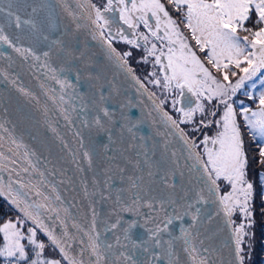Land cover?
<instances>
[{
  "label": "snow or ice",
  "instance_id": "6c2138e0",
  "mask_svg": "<svg viewBox=\"0 0 264 264\" xmlns=\"http://www.w3.org/2000/svg\"><path fill=\"white\" fill-rule=\"evenodd\" d=\"M76 6L0 0V60L42 72L39 87L73 131L77 149L51 124L50 130L76 171H85L83 160L93 173L90 183L78 178L81 198L66 202L59 188L72 185L66 170L42 161L0 121V198L16 213L0 222V264H225L224 249L227 264H247L258 226L264 248V0H104L102 6L76 0ZM86 27L107 59L152 101L166 130L155 132L166 136L159 158L155 144L151 154L144 144L152 133L141 131L143 117L133 119L125 111L130 102L116 99L115 86L105 91L89 70L76 38ZM114 42L142 50L137 63L152 67L144 80L164 99L135 75L132 51H118ZM0 77L36 98L17 83L18 75L0 68ZM189 132L202 135L199 143ZM125 133L127 147L113 148ZM173 138L186 153L187 182L176 151L168 163ZM97 149L107 162L103 180L93 170ZM134 149V158L124 155ZM118 151L124 166L115 163ZM57 174L63 178L56 180Z\"/></svg>",
  "mask_w": 264,
  "mask_h": 264
},
{
  "label": "water",
  "instance_id": "95a60500",
  "mask_svg": "<svg viewBox=\"0 0 264 264\" xmlns=\"http://www.w3.org/2000/svg\"><path fill=\"white\" fill-rule=\"evenodd\" d=\"M54 2L55 0H53V3ZM66 2L70 8L77 10L76 0H66ZM56 11L63 17V23L69 25V29L74 27V25L71 24V19L62 12L59 6ZM90 31V28L86 27L76 33L78 47L84 50L85 59L89 61V70L92 71L94 75L100 76V83L105 84V91L109 87L115 86L119 93L116 99L125 103V105H129L130 102L131 106L126 107L125 111H127L133 119L141 116L143 117L144 123L139 126L141 131L145 135L152 133V139L144 141V144L149 149V154H151L153 144H155L156 158H159L162 151L161 145L166 136H157L155 132H166V130L164 126L159 123L158 115L153 111L152 101L142 89L138 91V85H136L126 73L119 70L107 59L105 51L100 43L92 40ZM0 68L7 70L11 75H18L17 83L28 88L36 97L35 99H31L23 96L16 90V87L8 84L0 77V121H7L5 126L9 130L14 128L15 135L17 137H22L23 143L28 145L31 150L36 151L42 161L47 159L51 162L50 166L66 170V176L71 177L72 185H59L61 194L65 197L66 202L73 197L80 199L78 178L83 176L88 179L90 183L93 173L87 170V164L83 160H81L80 163L85 171L83 173L77 172L76 166L71 162L72 156L69 154L68 150L63 147L61 140L56 138V134L50 130L49 124L57 129L59 135L63 137V141L66 142L73 151L77 149L73 131L66 125L59 111L39 87L40 81L44 80L42 72L34 74L27 66L23 68L20 67L19 61H17V64L12 68H9L7 61L0 60ZM37 76H39V79H37ZM108 82H110V84ZM48 83L49 86L55 87L51 82ZM83 90L84 89L81 88V91ZM45 107L48 108L46 115L44 112ZM150 112L151 116H149ZM153 119L156 120L154 126L152 125ZM88 135L89 133L87 129H85L83 132L85 143L88 141ZM127 142L128 134L125 133L123 142L117 139V143L112 147L117 150L125 149L127 147ZM137 150L139 149L129 150L125 152L124 155L134 158ZM172 151H176L177 153L176 160L184 170V180L187 182L190 176L183 167L186 163L184 159L186 153H183L182 144L178 139L173 138L168 146L167 159L170 165ZM113 154L111 150L108 152V155ZM116 155L117 160L115 163L124 166L125 162L123 158L119 156V151ZM105 163L107 162L103 160V153L97 149L93 161V170L101 180H103V175L100 170ZM41 166L43 167V164ZM62 178L63 177L59 174L55 176L56 180H61ZM191 178L193 182H195L194 175ZM174 181L176 183L180 182L179 173L174 177ZM66 188L69 190L65 191ZM100 207L103 209L105 206L101 205ZM210 211H214L211 206ZM217 225L218 221L208 225L209 231H214ZM223 236V233L217 235L212 242L219 245L223 240ZM221 256L225 264H227V249L223 250Z\"/></svg>",
  "mask_w": 264,
  "mask_h": 264
},
{
  "label": "trees",
  "instance_id": "16d2710c",
  "mask_svg": "<svg viewBox=\"0 0 264 264\" xmlns=\"http://www.w3.org/2000/svg\"><path fill=\"white\" fill-rule=\"evenodd\" d=\"M94 3L101 5L104 3V0H93ZM175 15V13H173ZM141 31H144L143 27L141 26ZM114 46L117 48V50L123 52L126 50L132 51V56L129 58V65L132 66L135 70L136 75L139 77V74L141 70L146 71L148 69V65L144 63H137V58H139L142 55V50L137 51L135 48H131L129 45L123 43V42H114ZM147 87V86H146ZM166 111L169 110V107H165ZM182 127H190V125H182ZM198 133L195 132H189L190 136H195ZM201 138V134L198 135L197 141ZM252 168L258 169L259 165H257L255 162L252 163ZM252 175H255V171L252 172ZM5 206V207H3ZM9 208L7 202L0 198V222H2L4 219L8 218L10 213L6 212ZM11 210V209H10ZM260 229L259 226L257 227V243L255 251L253 252L250 261H247V264H264V248L261 246L260 242Z\"/></svg>",
  "mask_w": 264,
  "mask_h": 264
},
{
  "label": "rangeland",
  "instance_id": "374dc122",
  "mask_svg": "<svg viewBox=\"0 0 264 264\" xmlns=\"http://www.w3.org/2000/svg\"><path fill=\"white\" fill-rule=\"evenodd\" d=\"M118 51H119V50H118ZM137 51H139V50H137ZM138 59H139V58H137V60H138ZM147 65H148V69H147L146 71L141 70V72H140V74H139V78L141 79V81H144L145 86H147V88H148L149 91L155 92L156 95H157V97H159L160 99H164V95H163L162 90H161L160 88H158V87H156V86H154V85L148 84L147 81L144 80L145 76L148 75V72H150V71L152 70L151 65H150V64H147ZM131 67H132V66H131ZM132 68H133V67H132ZM133 69H134V68H133ZM169 99H170V98H169ZM165 110H166V109H165ZM188 128H189V127H185V130L187 131ZM205 131H209V133H211V130L206 129ZM198 135H199V133H198L197 135H195L194 137L198 138ZM200 139H202V135H201V138H200ZM197 143H199V141H197ZM201 147H202V146H201ZM198 150H199V149H198ZM249 155L252 156L253 153H252V152H249ZM253 162H254V161H253ZM3 207H5V206H3ZM6 212L10 213V214H9L10 216H15V215H16V213H15L13 210H10V209H8Z\"/></svg>",
  "mask_w": 264,
  "mask_h": 264
}]
</instances>
